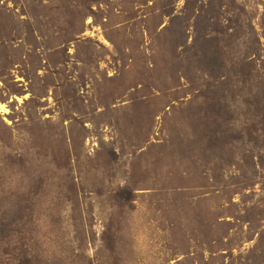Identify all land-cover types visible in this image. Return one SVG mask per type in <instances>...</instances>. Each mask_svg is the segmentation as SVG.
<instances>
[{"label":"rangeland","instance_id":"obj_1","mask_svg":"<svg viewBox=\"0 0 264 264\" xmlns=\"http://www.w3.org/2000/svg\"><path fill=\"white\" fill-rule=\"evenodd\" d=\"M0 264H264V0H0Z\"/></svg>","mask_w":264,"mask_h":264},{"label":"clouds","instance_id":"obj_2","mask_svg":"<svg viewBox=\"0 0 264 264\" xmlns=\"http://www.w3.org/2000/svg\"><path fill=\"white\" fill-rule=\"evenodd\" d=\"M139 211H146V207H143L141 209H139ZM146 239V237L144 236H141L140 239H139V242H140V245H141V249L144 247L143 245V240Z\"/></svg>","mask_w":264,"mask_h":264}]
</instances>
